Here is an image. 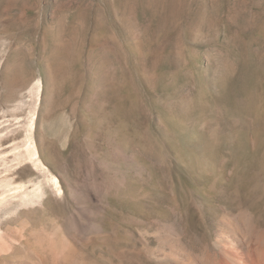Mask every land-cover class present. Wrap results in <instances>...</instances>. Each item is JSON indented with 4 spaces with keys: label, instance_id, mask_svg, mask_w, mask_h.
<instances>
[{
    "label": "rangeland",
    "instance_id": "1",
    "mask_svg": "<svg viewBox=\"0 0 264 264\" xmlns=\"http://www.w3.org/2000/svg\"><path fill=\"white\" fill-rule=\"evenodd\" d=\"M221 219L264 235V0H0V264L201 261Z\"/></svg>",
    "mask_w": 264,
    "mask_h": 264
},
{
    "label": "bare ground",
    "instance_id": "2",
    "mask_svg": "<svg viewBox=\"0 0 264 264\" xmlns=\"http://www.w3.org/2000/svg\"><path fill=\"white\" fill-rule=\"evenodd\" d=\"M253 225L221 219L216 228L219 244L214 254L201 261L171 256H166V261L168 264H264V235L257 234Z\"/></svg>",
    "mask_w": 264,
    "mask_h": 264
}]
</instances>
